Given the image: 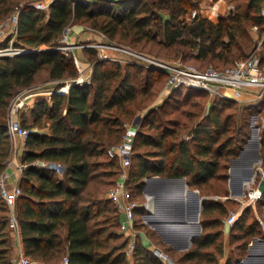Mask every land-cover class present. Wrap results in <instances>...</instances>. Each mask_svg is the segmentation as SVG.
Wrapping results in <instances>:
<instances>
[{"label":"trees","instance_id":"trees-1","mask_svg":"<svg viewBox=\"0 0 264 264\" xmlns=\"http://www.w3.org/2000/svg\"><path fill=\"white\" fill-rule=\"evenodd\" d=\"M199 1L52 0L47 9H39L34 7V0H0V21L15 9L18 12L13 44L38 49L0 56V174L11 153L8 113L15 93L31 87L40 70H45L47 78L54 81L55 89L78 74L74 61L54 49L64 29L73 21L87 22L108 37L125 43L154 42L163 24V45L191 63L185 55L202 61L232 63L253 47L248 26L255 24L260 30L264 29V19L259 14L261 0H228L233 1L234 7L225 16L208 18L198 12L190 21H186L185 16L180 18ZM216 1L211 0V5ZM162 14L168 17L163 19ZM158 18L162 19L161 23ZM83 48L95 54L94 48ZM125 65L127 69L122 71L121 63L95 57L89 83H70L65 94L53 92L50 98L40 97L29 109L30 124H26L27 117L22 112L21 123L29 128L39 125L42 118L48 121V132L32 131L25 139L19 157L26 164L19 178L22 193L15 202L21 252L36 264H59L63 255L68 257V264H126L128 236L110 229L113 224L119 225V215L106 197L105 186L117 181L119 166L117 159L107 154V147L121 138L122 115H130L149 96L152 76L163 77L165 85L166 75L162 70L135 62ZM143 71L146 83L138 88L136 80ZM204 93L209 97L205 91L173 88L139 119L128 175L132 196L139 203L133 219L137 230L148 225L141 217L145 210L142 205L145 176L184 177L191 189L215 179L220 182L217 188L221 191L215 192L227 193L224 184L229 176L230 160L249 136L246 119L240 127L233 128L234 113H223L235 101L216 95L208 98L209 106L202 121L191 120L198 116L199 109H184L182 123L173 121V127L158 123L157 112L167 113L186 102L190 95ZM137 95L141 99L138 100ZM261 104H264V96L258 104L246 106L247 114L260 110ZM113 108L115 113L110 112ZM144 128H151L154 133ZM183 129L190 137L178 138ZM260 142L264 168V128ZM138 146L151 149L140 152L136 149ZM38 160L61 162L64 170L59 174L46 164H39ZM113 175L117 177H111ZM91 179L94 183L88 188ZM202 200V231L192 237L191 246L179 257L180 263L202 261L205 257L201 264H217L223 255L220 223H223L221 215L226 212L225 203L210 196ZM250 209L252 213L251 205L244 206L232 224L235 237L237 229L243 231L242 237L262 233L258 217L253 214L250 222L239 223L244 222ZM207 226L216 228L203 231ZM247 243L248 240H244L235 248L245 251ZM12 247L7 206L0 196V264H14ZM239 257L242 256L229 254L224 264H232ZM132 258V264L168 263L138 238Z\"/></svg>","mask_w":264,"mask_h":264},{"label":"rangeland","instance_id":"rangeland-1","mask_svg":"<svg viewBox=\"0 0 264 264\" xmlns=\"http://www.w3.org/2000/svg\"><path fill=\"white\" fill-rule=\"evenodd\" d=\"M38 1V0H34ZM234 1H238L241 2L243 0H234ZM226 2L231 3V5L234 7V3L233 1H228L226 0ZM211 6V0H200L199 4L196 7H192L189 9V12H191L192 10H196L197 13L201 12V8L205 7H210ZM17 11V9H15L11 15L13 13H15ZM186 13L185 15L181 16L180 18L185 16L186 21H190V19H188L187 15L189 14ZM9 15V16H11ZM202 15V14H201ZM8 16V17H9ZM168 17L167 14H162V18L164 19L165 17ZM8 17L4 18L3 20L0 21V23L2 21H4V28H5V34L7 35L6 38L1 39L0 40V44H3L7 39H8V44H10V41H12V45H14V40H15V34L12 32H9L13 29V25H14V21L11 19H8ZM208 17V16H206ZM210 18V17H208ZM212 18V17H211ZM159 23L162 22V19L158 18ZM160 31L159 34L157 35L156 41H141L139 43H125V42H121V41H117L116 39L110 38L107 35H103L102 32H100L99 30H97L96 28L90 26L87 22H82L80 20L78 21H73L69 26H70V32H69V39L73 42H81L82 40H79L80 37H89L86 40L83 41H88V40H93V41H108L114 44H119L122 45L124 47L133 49L135 51L138 52H142L145 54H150L153 55L157 58L160 59H164V60H170V59H174L177 57H180L181 54H175L170 47H166L163 45L162 43V39H163V35H162V31H163V24H160ZM248 29L250 31V34L252 35V43H253V47L249 50H247L245 52V55H243L242 57H237L235 58V60L232 63H221V62H209V61H202L200 59H196L194 57H191L189 55H185L184 57L189 60L192 61L193 63H195L196 65H200V66H208V65H212V66H217V67H222V66H229V65H233L236 64L238 62H240L241 60H243L246 56V54H248V52L251 51H255L254 54L258 55L261 60L264 62V43H262L263 39H264V29L260 30L259 27H257V29H254L252 27V25L248 26ZM73 34V35H72ZM261 41V42H260ZM90 42V41H88ZM60 44V42H59ZM62 51V50H60ZM112 54L121 60H115L119 63H121L122 65V71H125L124 69H127L126 67V63L127 60L129 58L127 53L124 52H117L116 50H111ZM63 52V51H62ZM67 57H69V59H71L72 61H74V63L76 64L78 73H80L81 68L87 71H90V68L92 67V63L95 60V57H97L96 55V50H95V54H91L90 52L86 51V49H84L83 47H75L71 50H67L66 52H63ZM127 58V60H126ZM90 66V67H89ZM145 72H140L139 76L136 80V86L138 88L142 87L145 85V78H144V74ZM78 75V74H77ZM76 75V76H77ZM75 76V77H76ZM163 77H153L150 80V86H149V96L142 100L140 102V106L135 108L133 110V112L128 115V116H123L122 115V123H127V122H131L134 118H137L138 116H142V114L146 113V111H148V109L154 107L156 104H158L163 97L166 95V91L164 89V82H163ZM66 84H70V80L66 79L65 85ZM54 81L49 80L47 78V73L45 70H40L36 76H35V82L32 84L31 87L29 88H24L22 90H19L17 93H15V95L12 97L10 104L12 106V103L15 100H21L23 99L24 104H27V99H29V97H37V99H40V97H47L48 98V92H46L47 94H42L45 91H49L51 89H54ZM37 95H41V96H37ZM140 95H137V99H141ZM210 97V96H209ZM207 94H200V95H190L188 100L185 102H182L180 105L176 106L175 109L168 111L167 113H161V112H157L159 116L158 119V123H163L165 125H174L173 121H179V122H183L184 121V116H182V111L184 109H199L197 111H199L198 116H194L191 118L192 121L198 120V121H202L205 117V113L208 109L209 106V98ZM212 98V97H211ZM234 100V99H232ZM235 102H232L229 104L228 107H226L224 109L223 113H229V112H233L234 113V118L236 120V123L232 126L233 128L235 127V125H237L238 127H240V125H242V123H244V120L246 119L247 122V130L249 132V136L247 138V140L243 143L242 147L238 150L237 154H235V156H238L240 153H242L243 151V147H247L249 141L251 139L254 138L255 136V141H257L259 143L258 146V150L260 152V137L262 135V131L264 128V104H261L259 107L260 110H255L256 114H252L253 112H251L250 114L246 112V106L247 105H251V103L249 101L245 100H234ZM34 103V102H33ZM30 104V103H29ZM28 104V105H29ZM30 107V106H29ZM28 110H22L23 113H25V117L28 116L27 122L26 124H30L32 121V117L29 113V108H27ZM15 112V111H14ZM18 112H15V116L18 115ZM110 112L115 113L114 108L110 110ZM12 111L11 109H9V116L11 115ZM17 113V114H16ZM27 115V116H26ZM19 119L22 120V118H24V115L19 114L18 115ZM9 118L8 117V122H9ZM47 119L42 118L39 122V125H34L31 126L32 129L34 130H46L47 128ZM122 124V125H123ZM173 127V126H172ZM187 129V128H185ZM144 131L146 132H150V133H154V130L149 128H144ZM121 132V131H120ZM256 132V133H255ZM235 135V132L233 133ZM254 134V135H253ZM256 134V135H255ZM190 137V135H188V132L186 133V131H184V129L178 134V138H188ZM170 138V137H168ZM167 138V139H168ZM8 141L11 145V156H13L15 154V161L17 159H19L23 147H24V143L25 140H23L22 138L15 136L13 134H10L8 137ZM237 145V140H235L234 142ZM138 151L140 152H144L147 151L149 149H151L150 146H138L136 148ZM255 157V149L251 150L249 153V160L253 159ZM100 158H104L103 155L100 156ZM7 164V163H6ZM110 169V168H108ZM111 169H114L113 167ZM111 177H117V175H113ZM94 183V179H91V181L88 184V188H90V186ZM19 184V181H18ZM209 184H212L211 187L209 186ZM220 182L215 180V179H209L206 183L201 184L200 187H198L197 191L199 196H201L202 198L205 196H210L214 199H219L221 201H223L225 203V207H226V212L223 213L221 215L222 219H223V223H220V227L223 228L222 231H224V229L226 230V232L229 234V237L231 239V244L233 245H237V244H241L242 241L244 240H248L247 243V248L246 250H242V249H236L231 253L232 256L234 255H241V256H248L251 253H255V254H259V250L260 247H262L264 245V230L261 227V234H258L256 236L253 237H249V236H245L242 237V230H235L236 231V237L232 234V224H228L226 223L225 219L226 216L230 213V212H236L237 213V218L240 216V214L243 211L244 208V204L241 203L238 199L237 200H233V201H228L225 198H222L223 196H230V192H228V185L227 183L224 184V187L227 188V193L223 194V193H216L215 191H219L218 188L219 187ZM111 187V185H106L105 188L108 190ZM218 187V188H217ZM161 185H158L155 187V190L158 191V189L160 190ZM195 189V188H194ZM153 190V189H152ZM153 190V192L155 191ZM155 191V192H156ZM221 192V191H219ZM158 193V192H157ZM236 194V193H235ZM233 196H235L233 194ZM136 198L139 200L140 197L136 196ZM156 199V197H155ZM261 203V205H260ZM262 203L263 201H260L258 203V207H257V212H258V216H261L262 213ZM203 207V200L201 199V201L199 199H192V203L190 206H188L187 208H174L171 210H167L164 213H162L161 215L158 214L156 215L154 222L152 221V223H147L148 225H145L144 228L140 227L138 228V232L135 235V241H137V238L140 240H143L147 243H149L150 247L154 248V247H158L160 250H162L164 253H166L171 259L172 262L176 263V264H181L179 257L180 255H182L184 253V251H186L192 243V240L190 241V237L193 236H197L201 231H202V224H201V209ZM15 210V209H14ZM9 210L7 208V214H8ZM16 213V211H15ZM252 214L254 216L257 217V213L255 210H253L252 208V213H251V209L249 210L248 215L244 218V222H239L240 224H246L248 222H250L252 220ZM196 216H198L196 218ZM152 218V217H151ZM113 219H111V222L114 223L112 221ZM115 220V219H114ZM158 223H162L163 225L166 224L165 226H163L162 224H158ZM179 223H192L194 229H192V231L190 233H186V236L188 237L189 241L184 243V241L181 240H173L172 237H168L170 236V233L168 232L167 228L168 225L171 227H177L175 225L179 224ZM234 224V223H233ZM163 226V228H162ZM181 226V225H180ZM219 226V225H218ZM166 227V228H164ZM169 228V229H170ZM216 226L210 227H204V230H208V229H215ZM110 229L114 230V231H119V226H115L113 224V226L110 227ZM161 230L165 229L166 233L164 235V233H162ZM183 229V228H182ZM11 230V229H10ZM12 232V231H11ZM123 234V233H122ZM169 234V235H168ZM223 240V238H222ZM12 243H13V247H12V258H18V256L20 255L19 252V244H18V240L17 238H15V236L12 233ZM128 244V243H127ZM213 246V245H212ZM264 247V246H263ZM127 245L125 247V251H126ZM211 249V248H210ZM262 252V251H261ZM264 251L262 252L261 255H258L259 259H263L264 260ZM64 256V255H63ZM62 256V257H63ZM223 256V255H222ZM253 257H256L255 255ZM220 258L218 260V263L220 262ZM62 259V258H61ZM126 264H132L133 262V258H132V254L128 255L126 253ZM205 259V257H204ZM203 259V260H204ZM239 260H241L242 258L239 257ZM165 260V259H164ZM202 260V261H203ZM61 261V260H60ZM167 261V260H165ZM202 261H197V260H191V261H185L182 264H201ZM225 261V260H223ZM168 262V261H167ZM14 264H17L15 261L13 262ZM165 264H170L165 263ZM232 264H236V261L234 260Z\"/></svg>","mask_w":264,"mask_h":264},{"label":"built area","instance_id":"built-area-1","mask_svg":"<svg viewBox=\"0 0 264 264\" xmlns=\"http://www.w3.org/2000/svg\"><path fill=\"white\" fill-rule=\"evenodd\" d=\"M52 0H38L33 2L34 7L39 9H47L49 3ZM230 8L233 6L230 4ZM201 14V12H200ZM259 14L264 19V0H261L259 6ZM17 15L16 11L8 19L14 21L13 29L9 32L16 34L17 30ZM197 15L196 10H192L187 15L188 19H192ZM254 29H257V25H252ZM70 26H67L59 40L60 44L54 47V49L62 50L66 52L75 47H92L96 50L97 59L99 60H117L111 52V50H116L117 52L127 53L129 58L127 62H135L147 67L156 68L162 70L165 75V85L164 89L169 92L173 88H192L196 90L205 91L209 94L210 97L220 96L228 99L234 100H247L251 105L258 104L264 96V62L261 61V58L258 55L254 54V50L248 54L240 62L229 65L226 67H216L208 65L206 67H199L194 63L188 62L181 57H177L170 60H164L157 58L150 54H145L142 52L135 51L133 49L124 47L119 44H114L108 41H81L79 43L73 42L69 39ZM106 36V34L103 33ZM4 21L0 23V40L6 38ZM8 44V39L6 40ZM261 42V41H260ZM0 44V56L2 55H12L24 51H33L38 50L37 48H26L21 46L12 45L10 41L9 45ZM121 60V59H118ZM90 67V66H89ZM91 80V68L90 71L84 70L81 68L80 73L70 80V83L73 84H83L89 83ZM63 89V87L58 88ZM29 108L28 104H24L23 99L15 100L9 104V109L12 113L9 116L8 122V134H13L22 138L23 140L33 131L32 128H29L21 123V120L18 118L19 114L23 112L22 110H27ZM18 112V115L15 116V112ZM17 114V113H16ZM252 114H256L253 112ZM140 116L134 118L131 122L124 123V129L121 135V138L118 142L112 143L107 147V154L110 157H115L118 161L119 173L117 181L112 185L106 192V197L111 200L114 204L116 212L119 215V230L125 235L128 236V244L126 248V253L128 255L132 254V249L135 244V235L137 229L133 225L134 211L138 207L139 203L136 201L131 193V188L128 185V175H129V166L131 164V155L133 153V142L136 135L137 124L139 122ZM12 152V151H11ZM5 168L0 174V196L3 198L6 206L9 210L8 212V225L11 229L13 235L18 240L19 239V227L18 219L15 213V202L19 195H21V188L18 183H9L7 180L10 176L8 171L9 168H12L14 172L21 174L22 169L26 166L25 163H22L20 160L15 161V154L7 158ZM49 168L54 169L57 173H62L64 170V165L58 161H49L46 163ZM159 175H151L144 177V187L142 192L144 195V201L142 205L145 210L142 212L141 217L144 223H151L150 215L153 211L152 199L153 193L145 191L146 184L150 179L157 177ZM264 178V168L261 165V160L258 161L257 171H253L250 177H247L242 185V190L237 193L234 198L238 199L241 203L246 205H251L254 207L258 202H264V192L258 189V183L260 179ZM237 220V213L230 212L226 216V223L233 224ZM258 221L264 230V218L258 216ZM155 253L163 257L170 264H176L172 262V259L160 250L158 247L153 248ZM20 255L18 258H12V261L17 264H36L37 262L29 259L21 252V246L19 247ZM59 264H68V257L64 255L59 262Z\"/></svg>","mask_w":264,"mask_h":264},{"label":"crops","instance_id":"crops-1","mask_svg":"<svg viewBox=\"0 0 264 264\" xmlns=\"http://www.w3.org/2000/svg\"><path fill=\"white\" fill-rule=\"evenodd\" d=\"M230 4L231 3L226 2V0H217L214 5H211L210 7H207V8H205V7L201 8V14L203 16H208L210 18L211 17L214 18L217 15L225 16L232 9V8H230ZM88 38L89 37L84 36V37H80L79 40L83 41V40H86ZM62 87H63V89L59 90V89L54 88V89H51L49 91L47 90L42 94H47L46 92H48V98H50V95L54 92V90H57V92L59 94H65L69 88V84H66ZM37 96H41V95H37ZM36 100H38L37 97L35 98V97H31V96L29 97V99H27V104L30 103L29 109L33 105V102H35ZM27 119H28V116H27ZM33 131H36V130L33 129ZM37 131H41V132L46 133V132H48V127L46 128V130L43 129V130H37ZM254 138H255V136H254ZM254 138L249 141L247 147L246 146L243 147L242 153H240L238 156L231 158V160H230L229 167H228L229 176L227 178L228 192H230V194H229L230 196H223L222 197V198L227 199L228 201L237 200L236 198H234L233 194L236 195L237 193H239V191L242 190V187H243L242 183L250 175L251 170L257 171L258 161H254V158L249 160L250 151L254 150V149L256 150V148L258 147V142L255 141L256 138L255 139ZM18 160L19 159H17V161ZM8 171L10 173V176H9L7 181L9 183H12V182L18 183L21 174L18 172H14L12 168H9ZM179 178H181V177L157 176V177L150 179L149 182L146 184V187L144 188L145 191L153 193V199H152L153 211L149 217L151 223H152V221L154 222L153 219H155L156 215H158V214L161 215L165 211H167V210L169 211V210L174 209V208H184L185 209L191 205L193 198H195L197 200V197L194 193L187 191V189H191L188 187L187 183L185 186L184 183ZM184 180H185V178H184ZM158 185H161V188H160V190L158 189V191H156L155 187ZM152 189L155 190L156 192L155 191L153 192ZM155 197H156V199H155ZM258 203L256 205H254V207L252 206L253 210H255L257 213V217H258V212H257ZM260 205H261V203H260ZM261 208H262L261 216L264 218V202L262 203ZM158 224L161 225L162 223H158ZM177 225H175L177 227H171L170 229L167 228L168 232L170 233V236H168V237L169 238L172 237L173 240L184 241V243L188 242L189 239L186 236V233H190L192 231V229H194L193 224L192 223H179ZM163 226H165V224ZM163 226H162V228H163ZM164 228H166V227H164ZM160 231L162 233H164V235H165V233H166L165 229H163V230L160 229ZM190 238H191L190 239V241H191L192 237H190ZM222 238H223V250H224V252H223V256H221V258H220L219 264L225 263V261H223V260H225L227 258V256L235 250V246H236V245L231 244L232 243L231 239H230L229 234L226 232L225 229L222 232ZM145 243L148 246L150 245L147 242H145ZM263 246L260 247V250H259L260 253L255 254L256 257L242 256L241 257L242 259L241 260L238 259L239 262H236V264H264V260L259 259L260 257L258 256V255H261L262 252L264 251ZM235 260H237V259H235Z\"/></svg>","mask_w":264,"mask_h":264},{"label":"water","instance_id":"water-1","mask_svg":"<svg viewBox=\"0 0 264 264\" xmlns=\"http://www.w3.org/2000/svg\"><path fill=\"white\" fill-rule=\"evenodd\" d=\"M104 1H107V2H125V1H131V0H104ZM33 51H36V50H33ZM54 92H57V90H54ZM258 146H259V143H258ZM259 160H261V156H260V152H259L258 147H257L256 150H255L254 161H259ZM37 162H38L39 164L42 163L41 160H38ZM252 173H253V171L251 170V171H250V175H249L248 177H250V176L252 175ZM179 179H180V180L184 183V185L186 186V182H185L184 178L181 177V178H179ZM258 189H259L260 191L264 192V178L260 179V181H259V183H258ZM187 191H188V192H192V193H194V194L196 195L197 199H199V200L201 201L202 197L199 196L197 189H187ZM239 192H240V191H239ZM197 217H198V216H196V218H197ZM254 255H255L254 253L249 254V256H254ZM235 261H236V262H239L238 259L235 260Z\"/></svg>","mask_w":264,"mask_h":264},{"label":"bare ground","instance_id":"bare-ground-1","mask_svg":"<svg viewBox=\"0 0 264 264\" xmlns=\"http://www.w3.org/2000/svg\"><path fill=\"white\" fill-rule=\"evenodd\" d=\"M256 135V134H255ZM166 225V224H165ZM178 226V225H177ZM168 227L170 228V226L168 225ZM255 254V253H254ZM263 257H264V255H263ZM261 258V257H260Z\"/></svg>","mask_w":264,"mask_h":264}]
</instances>
